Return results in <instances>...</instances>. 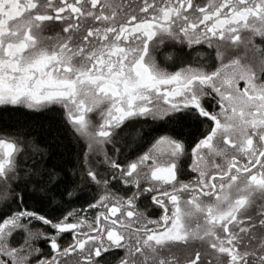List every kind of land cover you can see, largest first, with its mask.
I'll list each match as a JSON object with an SVG mask.
<instances>
[{"label": "snow or ice", "instance_id": "obj_1", "mask_svg": "<svg viewBox=\"0 0 264 264\" xmlns=\"http://www.w3.org/2000/svg\"><path fill=\"white\" fill-rule=\"evenodd\" d=\"M0 264H264V0H0Z\"/></svg>", "mask_w": 264, "mask_h": 264}, {"label": "trees", "instance_id": "obj_2", "mask_svg": "<svg viewBox=\"0 0 264 264\" xmlns=\"http://www.w3.org/2000/svg\"><path fill=\"white\" fill-rule=\"evenodd\" d=\"M39 119V118H38Z\"/></svg>", "mask_w": 264, "mask_h": 264}]
</instances>
